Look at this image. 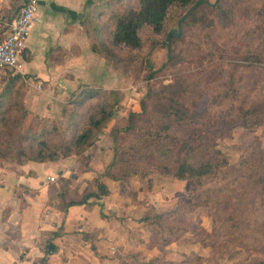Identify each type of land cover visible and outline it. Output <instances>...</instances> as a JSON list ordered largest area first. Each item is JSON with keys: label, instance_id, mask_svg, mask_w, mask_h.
Returning <instances> with one entry per match:
<instances>
[{"label": "rangeland", "instance_id": "rangeland-1", "mask_svg": "<svg viewBox=\"0 0 264 264\" xmlns=\"http://www.w3.org/2000/svg\"><path fill=\"white\" fill-rule=\"evenodd\" d=\"M196 3L194 1L192 5L195 7ZM220 3L221 8L201 4L195 14L184 17L180 34L169 37L171 57L167 56L163 39L168 31L177 29L179 18L191 7L189 4L170 6L164 27L159 33L147 26L141 28L142 44L137 49L123 43H113L111 35H107L106 47L109 51H94L123 78L120 86L105 88L95 81H79L74 87L63 84L62 88L57 84L51 92L54 100L52 114L43 117L38 123L30 121L26 124L23 119V131L40 132L47 123L56 125L59 130V135L50 133L48 140L55 146L60 145V152H65L60 153L58 158L65 156L69 163L66 164L65 174L54 173L55 179L51 180L53 183L50 187L53 196L62 193L63 202L96 190L94 179L104 172L106 165L102 171L93 170V174L84 172L91 169L90 162L98 160L95 157L96 151L101 153L108 148L111 153L108 162L111 161V128L126 124L129 110L140 111L139 100L149 86L156 88L161 83L173 82L179 72L189 73L192 92L186 97V101L191 106L196 103L198 107L208 101L212 92H218L219 86L227 85L231 76L241 88L264 93V0H221ZM224 48L226 49L222 51ZM254 49L261 60L250 62L246 57L251 58L249 52ZM211 51L213 55H210ZM150 65L155 69V76L148 78ZM17 72L19 71L13 68L0 73V90L9 75ZM25 74L21 73L23 87L30 86L28 77L31 75L27 73L24 76ZM38 83L40 82L36 81L34 85L37 91L46 89L42 83L39 88ZM91 87L97 89V93L92 97L85 93L84 101L78 104L76 100L79 92ZM106 104L114 105L113 114L96 138L87 145H66L67 140L81 131L90 116L99 117L95 111ZM146 119V115H140L138 121L144 123ZM232 123L234 128L231 135L218 138V147L226 153L231 164L237 165L243 147L254 136H260L263 146L264 137H261L262 126L251 131L239 126L236 120ZM134 136L135 131L122 130L118 133L117 142L121 145L128 144ZM29 143L27 140L26 144ZM31 148L35 151L50 149L49 146L42 147L34 143H31ZM147 167L144 164V169ZM133 176L140 186L141 202L148 200L146 187L155 185L157 193L155 203L146 205L137 219L142 228L139 237L144 249L133 253L129 251L132 255L127 256L133 260H124L126 264H148V260L149 264H174L170 260H181L184 261L183 264H264V200H252L254 211H245L239 219L243 226L235 228L231 225L232 220L222 221L217 218L214 222L205 207L192 204L198 191L193 179L180 180L155 170H149L146 178ZM211 181L210 178L205 179L204 186ZM134 184L136 186L137 182ZM92 199L94 200L93 197ZM173 209L178 211L171 216L163 214L162 218L157 217L159 212ZM144 215L148 217L143 219ZM148 239L158 244L149 248L146 245ZM113 256L123 257L124 253L121 251L117 254V249H113Z\"/></svg>", "mask_w": 264, "mask_h": 264}, {"label": "trees", "instance_id": "trees-1", "mask_svg": "<svg viewBox=\"0 0 264 264\" xmlns=\"http://www.w3.org/2000/svg\"><path fill=\"white\" fill-rule=\"evenodd\" d=\"M194 1H197L196 6L188 12L189 15L195 14L199 5L204 3L221 8V0H102L94 4L86 14L84 23L93 38L92 47L97 52L109 51L106 47L107 35H111L113 43H123L137 49L142 44L141 28L147 26L159 33L164 27L170 6H192ZM17 11L11 16L3 10L2 13L8 21ZM175 36L170 35L171 38ZM163 42L167 48V56L171 57V41H166L165 36ZM256 51L254 49L249 52L251 58L245 57L250 62L261 60ZM210 55H213L212 51ZM109 56L112 58V53ZM154 70L150 65L148 78L155 76ZM189 75L179 72L173 82L161 83L156 88L148 87L139 100L140 111L129 110L126 124L111 128L113 155L104 172L94 179L96 190L63 202L64 195L56 194L60 209L65 211L69 205L88 203L91 202L90 199L93 200L92 197L96 199L107 195L110 191L104 182L105 177L119 181L120 192L135 199L137 190L128 187L129 178L134 177L133 175L146 178L149 170H155L180 180L193 179L198 187L193 205L205 207L214 222L217 218L222 221L229 219L232 220L233 227L243 226L239 219L245 211H254L252 200H264V145L262 146L260 136H254L243 147L236 165L231 164L226 153L218 147V138L231 135L233 120L251 131L262 126L261 137H264V93L241 88L231 76L229 83L219 86L218 92H212L204 105L198 107L194 103L191 106L186 101V97L192 92ZM22 88L23 79L21 73L17 72L9 75L0 91V163L1 160L16 164L28 160H56L60 153L65 152H60V145L55 146L48 140L50 133H59L56 125L47 123L40 132L22 130L21 123L27 112L21 99ZM97 91L93 87L82 90L78 94L77 103L84 101L85 93L92 97ZM99 108L95 111L99 117L90 116L81 131L67 140L66 145H87L96 138L99 130L112 116L114 105L106 104ZM140 115H146L144 123L138 121ZM122 130L135 131V136L128 144L121 145L117 142L118 133ZM27 140L30 141L29 144H26ZM31 143L49 146L50 149L35 151L31 148ZM144 164L148 165L145 169ZM209 178L212 181L204 186L205 179ZM19 187L23 185H18ZM151 188L152 186L146 187V190ZM177 211L178 209L161 211L157 217L162 218L163 214L171 216ZM147 217L144 215L143 219ZM61 228L60 225L50 235H59ZM157 244L151 239L146 241L149 248ZM92 246L94 248L93 244ZM55 248L51 241H47L45 254L38 264H46V254ZM170 263L183 264L184 261L170 260Z\"/></svg>", "mask_w": 264, "mask_h": 264}, {"label": "crops", "instance_id": "crops-1", "mask_svg": "<svg viewBox=\"0 0 264 264\" xmlns=\"http://www.w3.org/2000/svg\"><path fill=\"white\" fill-rule=\"evenodd\" d=\"M99 1L102 0H38L25 51L16 67L22 74L31 75L30 86L22 88L21 96L27 110L26 124L38 123L52 114L51 92L57 84L62 88L63 84L74 87L79 81H95L112 88L124 81L94 51L93 38L84 23L86 14ZM21 3L22 0H0V7L11 16ZM36 81L46 89L37 91ZM95 157L98 160L90 162L91 169L84 173L104 170L111 157L110 150L96 151ZM68 163L65 156L21 164L1 161L0 264H38L47 241L56 248L46 254V264H126L124 260H133L127 255L144 249L137 219L146 205L155 203V185L147 190L148 200L141 202L135 177L128 181V187L137 190L135 199L120 192L119 181L105 177L110 191L107 195L69 205L63 211L58 206L59 200L50 193L53 181L49 177L55 172L65 174ZM60 225V234L52 237L50 233ZM113 249H117V254L122 251L124 256H113Z\"/></svg>", "mask_w": 264, "mask_h": 264}, {"label": "built area", "instance_id": "built-area-1", "mask_svg": "<svg viewBox=\"0 0 264 264\" xmlns=\"http://www.w3.org/2000/svg\"><path fill=\"white\" fill-rule=\"evenodd\" d=\"M37 9L38 0H25L17 13L7 21L0 7V73L17 67L25 51ZM37 86L40 88V83ZM49 179L55 178L51 175Z\"/></svg>", "mask_w": 264, "mask_h": 264}, {"label": "water", "instance_id": "water-1", "mask_svg": "<svg viewBox=\"0 0 264 264\" xmlns=\"http://www.w3.org/2000/svg\"><path fill=\"white\" fill-rule=\"evenodd\" d=\"M194 7V5H192L178 20V25H177V30H170L167 32L166 34V41L169 40V37L171 34H174V35H179L180 34V31H181V21L184 19V17L188 14V12Z\"/></svg>", "mask_w": 264, "mask_h": 264}]
</instances>
